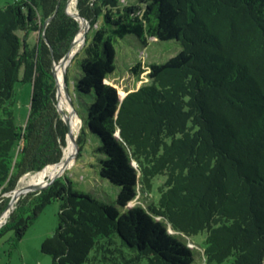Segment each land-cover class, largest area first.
<instances>
[{
    "label": "trees",
    "instance_id": "1",
    "mask_svg": "<svg viewBox=\"0 0 264 264\" xmlns=\"http://www.w3.org/2000/svg\"><path fill=\"white\" fill-rule=\"evenodd\" d=\"M122 1L78 0L92 32L74 59L81 58L76 90L91 97L79 115L78 156L88 130L100 140V175L120 188L117 205L58 178L18 200L0 236L15 230L22 240L59 200V226L42 246L52 264H193L190 239L202 232L207 263L264 264V0ZM67 3L0 7V216L22 177L64 155L69 128L54 61L80 30ZM129 36L143 47L176 40L182 50L150 64V83L121 99L107 80L117 44ZM82 38L80 31L76 45ZM134 72L143 73L140 62ZM19 81L33 85L24 127L12 110ZM159 176L157 203L130 206L141 196L148 202Z\"/></svg>",
    "mask_w": 264,
    "mask_h": 264
},
{
    "label": "rangeland",
    "instance_id": "2",
    "mask_svg": "<svg viewBox=\"0 0 264 264\" xmlns=\"http://www.w3.org/2000/svg\"><path fill=\"white\" fill-rule=\"evenodd\" d=\"M14 1L15 0H0V7L13 3ZM135 1L136 0H123L122 3L123 5H127ZM76 5L77 4H75V9L77 10ZM91 32L92 30L90 29L88 36H90ZM19 34L22 35V32H19ZM38 38L39 33L31 34L32 43H35ZM150 41L147 47H143L134 36H129L125 40H120L117 44V70L111 75L107 82L118 89V94L121 99L129 92L150 83L148 77L150 64L165 63L182 50V45L176 40L154 41V39H151ZM85 45L80 49L75 58L82 53ZM74 59L69 65L67 84L76 111L82 118H85L87 107L91 103V97L80 95L76 90V83L81 73V58L75 62ZM139 62L141 63L143 71L140 76L134 72ZM22 76L23 70L20 73V78H22ZM14 91L15 103L12 110L15 122L19 127H24L29 116L33 85L29 82L19 81L15 83ZM61 115L63 118L66 117L65 112H61ZM3 117H5V114L3 111H0V118ZM80 123L83 126L81 120ZM99 146V138L86 130L85 141L81 146L79 156L60 178L66 183L70 181L74 189L85 191L104 202L117 205L116 202L120 188L100 175L101 155L97 151ZM31 174L33 173L28 175ZM48 179L49 177L35 183L31 188H36ZM164 181L165 176H159L154 180V187L152 193L148 196V202L141 196V198L133 201L130 206L141 203L148 205V203L152 201L157 203L160 195L159 188ZM22 186H25V183L20 181L17 187L19 188ZM61 204L62 202L58 200L47 205L34 224L30 226L22 240L16 241L15 230H10L0 236V264H52V256L44 253L42 251V246L45 240L49 236H52L59 226ZM175 237L183 242L188 241V239L182 238L181 236L176 235ZM206 238L207 233L202 232L190 239L196 244V249L194 250L195 260L193 264H210L203 258V252L206 248ZM91 255H93V252ZM86 264L100 263L95 261L87 262Z\"/></svg>",
    "mask_w": 264,
    "mask_h": 264
},
{
    "label": "bare ground",
    "instance_id": "3",
    "mask_svg": "<svg viewBox=\"0 0 264 264\" xmlns=\"http://www.w3.org/2000/svg\"><path fill=\"white\" fill-rule=\"evenodd\" d=\"M75 4H77L76 0H72L70 8H71L72 12L77 13V10L75 9ZM80 23H81V28H82L81 31L83 34V38H82L81 42L78 45H75L74 51L68 56V58L66 59L64 64H62L61 66L56 65L57 74H58V76L62 82L65 80V68H67L71 64V62L75 58L76 52L78 50H80L85 43V33H86V30L88 27H87V25H85L86 23L83 20H81ZM76 44H77V42H76ZM58 106H59V109L61 112L66 113L65 118L68 121L71 117V106L67 101V98L64 94L62 85L60 87ZM73 116H74V118H73V134H74V137L69 138V143L66 145V147L64 149L63 163H61L60 165H56L55 167L50 168L48 170H42L40 172H36V173L31 174V175L25 176L21 180L23 183H25V186L19 187L18 188L19 191L27 190V189L31 188L35 183L42 181V180H45L48 177L50 179L52 177L61 175L64 172V170L66 168L70 167V165L73 163L75 152H76L75 142H73V141H74V139H75V141H77L78 136H79L81 129H82V125L80 123V120H81L80 117L77 114H74Z\"/></svg>",
    "mask_w": 264,
    "mask_h": 264
},
{
    "label": "water",
    "instance_id": "4",
    "mask_svg": "<svg viewBox=\"0 0 264 264\" xmlns=\"http://www.w3.org/2000/svg\"><path fill=\"white\" fill-rule=\"evenodd\" d=\"M71 2H72V0H68V3H67V12L73 17V18H75L78 22H79V24H80V30H79V32L81 31V23H80V21L81 20H83V21H85V23L88 25V28H87V30H86V33H85V43H84V45L87 43V39H88V32H89V30L91 29V23H90V21H88L87 19H85L84 17H82V16H80V14L78 13V11H77V13H74V12H72L71 11V9H70V7H71ZM78 2V0H76V3ZM79 32L76 34V36H75V38H74V40L72 41V43H71V45H70V48H69V50H68V52H67V54L60 60V62L59 63H56L55 61H54V74H55V79H56V86H57V98H58V103H59V95H60V87H61V85L63 86V91H64V94H65V96H66V98H67V101H68V103L70 104V106H71V117H70V119L67 121L65 118H63L65 121H66V123H67V125H68V128H69V132H68V135H67V144L69 143V138L70 137H74V134H73V118H74V114H77L78 116H79V114H78V112L76 111V109H75V106H74V104H73V100H72V97H71V95H70V93H69V89H68V84H67V79H66V75H67V73H68V67L67 68H65V80L62 82L61 80H60V78H59V76H58V74H57V71H56V65H58V66H61L62 64H64L65 63V61H66V59L68 58V56L74 51V49H75V45H76V38H77V35L79 34ZM83 45V46H84ZM80 50H78L77 52H76V54H75V56L78 54V52H79ZM58 110H59V112L61 113V111H60V109H59V106H58ZM80 117V116H79ZM73 142H75V147H76V152H75V156H74V162L76 161V159H77V156H78V144H77V141H75V139H74V141ZM63 159H64V155H63V158H62V160L59 162V163H56V164H53V165H60L61 163H63ZM73 162V163H74ZM49 166H51V165H49ZM48 167V166H47ZM71 167V166H70ZM70 167H68V168H70ZM68 168H66L65 170H64V172L61 174V175H58V176H55V177H52V178H50V179H48L47 180V182L45 183V184H43V185H41V186H39L38 188H29V189H27V190H22V191H19V189H18V187L12 192V194L10 195V197H11V200H10V203H9V206H8V208L4 211V213L0 216V228L8 221V219H9V217L11 216V214L13 213V211H14V209H15V207H16V203L18 202V200L22 197V196H24V195H26V194H28V193H31V192H34V191H40V190H42V189H44L45 187H47V186H49L51 183H53L56 179H58V178H60L66 171H67V169ZM45 169V168H44ZM28 174H26L25 176H27ZM24 176V177H25ZM24 177H22V179L24 178ZM21 179V180H22ZM20 180V181H21Z\"/></svg>",
    "mask_w": 264,
    "mask_h": 264
},
{
    "label": "built area",
    "instance_id": "5",
    "mask_svg": "<svg viewBox=\"0 0 264 264\" xmlns=\"http://www.w3.org/2000/svg\"><path fill=\"white\" fill-rule=\"evenodd\" d=\"M191 247H194V245L190 244Z\"/></svg>",
    "mask_w": 264,
    "mask_h": 264
}]
</instances>
